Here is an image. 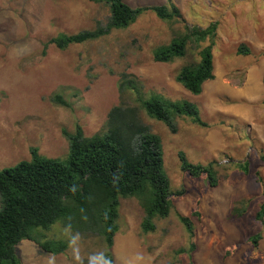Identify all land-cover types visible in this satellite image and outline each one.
Instances as JSON below:
<instances>
[{
    "label": "rangeland",
    "instance_id": "obj_1",
    "mask_svg": "<svg viewBox=\"0 0 264 264\" xmlns=\"http://www.w3.org/2000/svg\"><path fill=\"white\" fill-rule=\"evenodd\" d=\"M131 7L168 5L169 0H125ZM181 17L163 20L146 10L122 29L65 50L48 41L106 26L109 6L99 0H0V168L32 159V149L65 159L69 140L81 126L86 136L106 127L108 113L121 103L140 106L135 95H121L124 74L142 85L145 98L195 104L203 122L173 115L177 131L140 111L142 121L161 138L173 211L143 233L144 210L136 198H122L119 231L110 261L102 237L81 235L57 222L47 238L69 241L59 255L23 240L17 253L26 264H264V234L256 213L264 203V0H172ZM217 22L214 79L194 95L177 82L180 69L200 60L210 42L191 41L185 57L153 60L154 50L183 34L186 26L207 28ZM246 45L250 54H238ZM61 94L69 104L53 101ZM181 154L194 165L212 163L193 177ZM248 163L245 172L239 164ZM235 208L243 213L235 212ZM178 213L190 217L196 248ZM186 249V253L180 250Z\"/></svg>",
    "mask_w": 264,
    "mask_h": 264
},
{
    "label": "trees",
    "instance_id": "obj_2",
    "mask_svg": "<svg viewBox=\"0 0 264 264\" xmlns=\"http://www.w3.org/2000/svg\"><path fill=\"white\" fill-rule=\"evenodd\" d=\"M99 1L110 8L111 18L106 26L76 34L61 33L50 39L47 45L65 50L75 44L99 39L114 29L128 27L146 10L155 11L163 20L181 17L172 0L168 5L140 8L131 7L125 0ZM217 27V22L207 28L186 26L183 34L154 50L153 60L172 62L186 56L191 41L200 44L209 40L210 43L199 51L200 60L184 65L176 76L184 89L194 95L201 94L205 83L215 77L213 50ZM238 54L248 55L250 49L241 45ZM119 88L124 97L127 93L135 95L140 106L125 101L113 107L108 113L105 129L95 135L86 136L81 126L75 133L65 131L70 144L65 159L42 156L33 148L31 160L0 168V264H26L17 253L23 240L35 242L52 255L65 253L69 241L49 239L45 235V231L57 222L73 233L102 237L108 249L106 256L112 261L122 198L139 201L145 215L141 225L145 234L156 231V220L170 216L174 207L161 138L142 121L140 111L164 122L173 132L177 131L173 115L190 117L201 126L207 124L202 121L198 107L191 102H172L155 94L145 98L142 85L128 74H124ZM53 101L69 105L61 94H56ZM180 156L183 170L195 178L207 173L211 184H216L212 163L194 165L183 154ZM239 166L245 172L249 171L248 163ZM234 211L243 213L245 208H235ZM255 217L263 225V231L251 238L257 247L264 234V203ZM178 218L189 234V251L192 253L196 248L194 223L180 213ZM180 252L186 253L187 250ZM190 259L193 264L192 256Z\"/></svg>",
    "mask_w": 264,
    "mask_h": 264
}]
</instances>
